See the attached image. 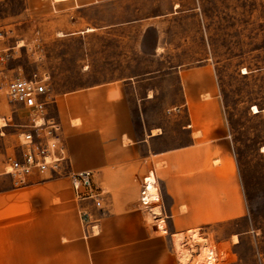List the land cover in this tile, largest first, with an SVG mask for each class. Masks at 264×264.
I'll list each match as a JSON object with an SVG mask.
<instances>
[{"label": "crops", "instance_id": "1", "mask_svg": "<svg viewBox=\"0 0 264 264\" xmlns=\"http://www.w3.org/2000/svg\"><path fill=\"white\" fill-rule=\"evenodd\" d=\"M79 1L51 0L75 3L63 11L82 8ZM180 81L182 102L167 124L147 126L132 104L134 82L124 80L49 102L68 161L24 183L0 177V264H179L175 237L247 217L214 67L184 69ZM85 172L101 207L76 199L72 175Z\"/></svg>", "mask_w": 264, "mask_h": 264}, {"label": "rangeland", "instance_id": "2", "mask_svg": "<svg viewBox=\"0 0 264 264\" xmlns=\"http://www.w3.org/2000/svg\"><path fill=\"white\" fill-rule=\"evenodd\" d=\"M99 1L80 0L82 8L63 11L75 3L0 0V87L36 77L47 89L42 98L51 102L92 84L134 82L135 112L152 126L173 121L183 98L180 71L213 66L248 215L180 235L182 247L175 237L177 260L183 264L186 250L187 264H264V0ZM52 105L47 117L54 115ZM30 113L0 100V169L34 133ZM145 182L142 190H149Z\"/></svg>", "mask_w": 264, "mask_h": 264}, {"label": "built area", "instance_id": "3", "mask_svg": "<svg viewBox=\"0 0 264 264\" xmlns=\"http://www.w3.org/2000/svg\"><path fill=\"white\" fill-rule=\"evenodd\" d=\"M43 82L44 80L34 77L30 80L17 79L0 87V100L15 101L30 109L29 117L34 129V133L25 135L20 155L10 156L3 163L0 177L12 176L19 183H24L26 177L33 172L55 170L60 163L68 161L61 124L47 117L46 106L50 98H42L47 92ZM72 180L77 200L91 199L97 207H101L102 192L93 188L91 173L73 174ZM81 214L82 219L87 216L86 212L82 211Z\"/></svg>", "mask_w": 264, "mask_h": 264}, {"label": "bare ground", "instance_id": "4", "mask_svg": "<svg viewBox=\"0 0 264 264\" xmlns=\"http://www.w3.org/2000/svg\"><path fill=\"white\" fill-rule=\"evenodd\" d=\"M90 31H93V29H89L88 30V32H90ZM59 35H63V34H59ZM23 45V43H21V45L20 46H22ZM253 112L256 114V113H259L260 112V110H259V108L258 107H254V110H253ZM2 125V127H4V126H6L7 124L3 121V123L1 124ZM236 241V240H235ZM184 241L180 238V237H178V239L176 240V243H177V245L178 246H180V247H182L181 246V244L183 243ZM191 252V251H190ZM182 258L181 259H183V264H187V262L189 261V258L188 257H190V254L186 251V250H184V252L182 253Z\"/></svg>", "mask_w": 264, "mask_h": 264}]
</instances>
